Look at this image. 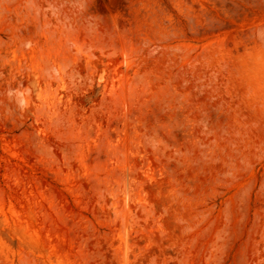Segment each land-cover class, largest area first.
Wrapping results in <instances>:
<instances>
[{"label":"rangeland","instance_id":"374dc122","mask_svg":"<svg viewBox=\"0 0 264 264\" xmlns=\"http://www.w3.org/2000/svg\"><path fill=\"white\" fill-rule=\"evenodd\" d=\"M0 264H264V0H0Z\"/></svg>","mask_w":264,"mask_h":264}]
</instances>
